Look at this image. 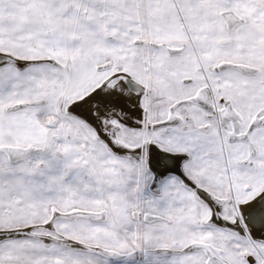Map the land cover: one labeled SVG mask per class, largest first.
Masks as SVG:
<instances>
[{"label":"snow or ice","instance_id":"obj_1","mask_svg":"<svg viewBox=\"0 0 264 264\" xmlns=\"http://www.w3.org/2000/svg\"><path fill=\"white\" fill-rule=\"evenodd\" d=\"M0 264H264V0H0Z\"/></svg>","mask_w":264,"mask_h":264}]
</instances>
